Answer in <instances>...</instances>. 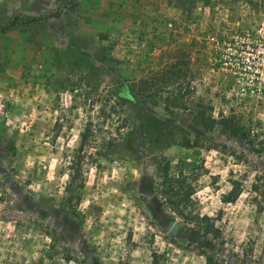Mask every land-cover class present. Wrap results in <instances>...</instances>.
<instances>
[{
    "label": "rangeland",
    "instance_id": "rangeland-1",
    "mask_svg": "<svg viewBox=\"0 0 264 264\" xmlns=\"http://www.w3.org/2000/svg\"><path fill=\"white\" fill-rule=\"evenodd\" d=\"M14 17L0 31V264H264V155L238 135L264 131V69L234 50L264 0H0V25ZM167 161L219 238L164 204Z\"/></svg>",
    "mask_w": 264,
    "mask_h": 264
},
{
    "label": "trees",
    "instance_id": "trees-1",
    "mask_svg": "<svg viewBox=\"0 0 264 264\" xmlns=\"http://www.w3.org/2000/svg\"><path fill=\"white\" fill-rule=\"evenodd\" d=\"M18 17H14L9 23L0 25V31L5 32L11 28L18 25ZM30 22V20H26ZM118 93L122 97L127 95V90L125 85H121L118 88ZM260 131H251L248 127L244 125H238V135L247 141V143L253 147L255 152L260 156L264 155V140H258L261 135H264V131L260 128ZM82 136V144L79 151H82L83 141L85 137ZM257 139V140H256ZM261 177V176H258ZM159 178V194L164 202V204L175 212L185 223L192 225L193 228L201 233L202 235H211L213 238L220 237V230L212 222V218L206 215H201L199 212L194 210V193L195 186L189 180L186 174L180 170L177 174L171 172L170 163L167 161L158 171ZM80 181V176L78 172L70 174V182H68L67 190L73 191V185L75 181ZM231 188L230 190L221 196V201L226 203L234 202L242 192L241 180H230ZM78 187L82 186V183L76 184ZM75 189V188H74ZM251 190L256 194L255 202L258 208L262 207V201L264 200V184L263 181L260 184L255 182L251 185ZM261 197L263 200H261ZM263 253H264V243H263ZM206 262L208 264H225L214 260L212 256L205 255ZM152 264H157V254H152Z\"/></svg>",
    "mask_w": 264,
    "mask_h": 264
},
{
    "label": "built area",
    "instance_id": "built-area-1",
    "mask_svg": "<svg viewBox=\"0 0 264 264\" xmlns=\"http://www.w3.org/2000/svg\"><path fill=\"white\" fill-rule=\"evenodd\" d=\"M244 39L241 40L238 50V32L234 36L235 42V59L238 56L244 65L253 69L256 67L257 72H262L264 69V20L259 23L253 30L245 31Z\"/></svg>",
    "mask_w": 264,
    "mask_h": 264
}]
</instances>
